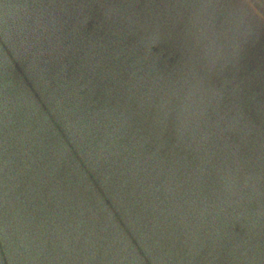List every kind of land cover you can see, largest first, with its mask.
<instances>
[{"label": "water", "instance_id": "obj_1", "mask_svg": "<svg viewBox=\"0 0 264 264\" xmlns=\"http://www.w3.org/2000/svg\"><path fill=\"white\" fill-rule=\"evenodd\" d=\"M0 264H264V0H0Z\"/></svg>", "mask_w": 264, "mask_h": 264}]
</instances>
